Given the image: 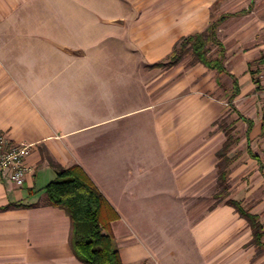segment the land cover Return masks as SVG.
Instances as JSON below:
<instances>
[{
	"label": "crops",
	"instance_id": "1",
	"mask_svg": "<svg viewBox=\"0 0 264 264\" xmlns=\"http://www.w3.org/2000/svg\"><path fill=\"white\" fill-rule=\"evenodd\" d=\"M221 2L0 0V134L32 146L22 186L0 175V264H83L69 218L44 192L56 168L72 166L118 215L110 230L122 264H264L228 198L210 199L223 161L254 167L248 193L264 194L263 87L255 81L264 0L235 11ZM212 22L223 56L217 46L208 56L223 71L191 54L151 68ZM263 207L248 212L264 231Z\"/></svg>",
	"mask_w": 264,
	"mask_h": 264
},
{
	"label": "trees",
	"instance_id": "2",
	"mask_svg": "<svg viewBox=\"0 0 264 264\" xmlns=\"http://www.w3.org/2000/svg\"><path fill=\"white\" fill-rule=\"evenodd\" d=\"M218 22H212L201 34L180 40L164 62L151 68H168L176 65L188 54L194 63L208 69L223 71L222 46L216 39ZM211 46L219 48V59L208 56ZM48 204L62 210L71 223L70 245L75 257L83 264H122L110 223L118 215L79 166L56 168L55 178L44 187ZM240 218L244 219L252 233V244L261 249L264 231L257 215L244 210L240 202L229 200Z\"/></svg>",
	"mask_w": 264,
	"mask_h": 264
},
{
	"label": "rangeland",
	"instance_id": "3",
	"mask_svg": "<svg viewBox=\"0 0 264 264\" xmlns=\"http://www.w3.org/2000/svg\"><path fill=\"white\" fill-rule=\"evenodd\" d=\"M224 3H226V6L228 7L227 10L235 11L243 7H248L250 0H222L221 4H224ZM84 21L86 20L84 19ZM93 27H94L93 31L96 32L97 30L98 31L100 30L99 33H101L102 31L101 27L103 26L99 25V26H93ZM95 28H97V30H95ZM93 37L96 38V36H93ZM112 41L100 43V44H105V45L98 47L99 49L97 51L104 52L105 47L103 46H106L107 43L109 44L114 43ZM102 72H103L102 67H99V74L105 73V72L103 73ZM115 73H118L116 67H115ZM242 169H243L242 171H239V170L236 171V169L232 168V165H230L228 161L227 162L223 161L219 165V176L217 178V181L214 182L215 184L214 183L212 184V188H211V194H210L211 202H214V200H217L219 198H221L220 201H224L225 198H228V200L226 201L227 203L229 200H232L231 198H235L237 199L236 200L237 202H240L241 206L246 211H249L248 208L249 209L254 208L262 204V202L264 201V194L263 192H261L262 191L261 188L260 190H258L259 193H256V195L251 196L250 193H248L250 186H253V187L255 186L256 179L251 178V176L253 174H256L255 173L256 170L254 169V167L251 168V165L248 163L246 164L244 163ZM233 171L237 172V176L233 179H230L231 178L230 176H232ZM258 180H260V177H258ZM260 182H262V180H260ZM233 190L234 191L236 190L238 192L230 196ZM218 201L212 204L215 205L218 203ZM263 208L262 210H264ZM158 214L159 212H155L152 215L153 219L156 218ZM251 244L252 243L248 244V246ZM254 247L256 246L254 245ZM257 250H258V257L264 256V253H263L264 249L263 250L257 249Z\"/></svg>",
	"mask_w": 264,
	"mask_h": 264
},
{
	"label": "built area",
	"instance_id": "4",
	"mask_svg": "<svg viewBox=\"0 0 264 264\" xmlns=\"http://www.w3.org/2000/svg\"><path fill=\"white\" fill-rule=\"evenodd\" d=\"M255 81L263 87L261 94L264 106V64L261 70L256 74ZM31 147L32 146L30 144L26 143L16 144L8 137L7 134H0V175L8 176L10 181L17 187L23 185L26 176H28L31 172V169L24 162Z\"/></svg>",
	"mask_w": 264,
	"mask_h": 264
}]
</instances>
